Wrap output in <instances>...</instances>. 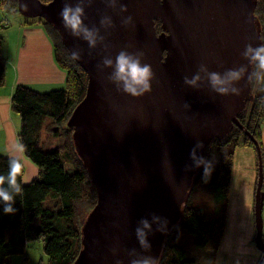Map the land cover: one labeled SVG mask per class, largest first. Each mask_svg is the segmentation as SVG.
Masks as SVG:
<instances>
[{
	"label": "water",
	"instance_id": "1",
	"mask_svg": "<svg viewBox=\"0 0 264 264\" xmlns=\"http://www.w3.org/2000/svg\"><path fill=\"white\" fill-rule=\"evenodd\" d=\"M65 2L84 7V26L98 30L94 47L83 32L75 36L64 26L60 11ZM257 5L258 0H115V6L112 0H18L16 12L51 24L70 54L78 53L75 61L88 75L86 96L67 126L98 199L82 226V248L73 264H131L145 256L161 261L201 169L191 158L192 149L202 141L197 156L205 158L214 139L226 138L235 127L244 130L239 118L255 97L247 74L232 85L242 88L240 96L221 95L200 66L222 77L240 65L254 70L242 52L248 43H263ZM129 15L133 23L125 26ZM105 17L111 25L101 23ZM122 50L145 53L141 63H150L155 73L151 93L133 97L123 92L122 82L111 79ZM106 58L112 66L103 63ZM196 74L201 76L198 87L184 83L185 76ZM252 140L258 157L254 243L262 255L258 264H264V165L261 148ZM143 219L152 225L145 230L148 250L136 236Z\"/></svg>",
	"mask_w": 264,
	"mask_h": 264
},
{
	"label": "trees",
	"instance_id": "2",
	"mask_svg": "<svg viewBox=\"0 0 264 264\" xmlns=\"http://www.w3.org/2000/svg\"><path fill=\"white\" fill-rule=\"evenodd\" d=\"M40 1L49 3L52 0ZM17 7L18 0H0V8L5 14L15 12ZM255 14L264 36V0H258ZM43 21L30 24L43 26L53 45L55 61L66 73V83L64 89L46 93L25 85H18L14 90L11 110L21 122L19 143L25 146L23 153L39 167V176L24 185L22 167L18 182H21L23 193L15 196L13 205L17 211L0 221V264H11L15 255H25L27 260L28 243L38 240L45 243L47 264H73L82 248L84 223L80 220L78 206L85 203L91 212L98 199L96 187L76 153L73 130L66 128L72 113L86 96L88 75L72 59L57 30ZM156 29L158 33L162 31L159 21ZM6 66V60L0 55V87L5 84ZM252 89L254 101L247 104L239 118L244 130L235 127L226 138L214 139L206 149L205 159L214 165V171L207 183L203 181V166L195 176L191 197L183 208V218L167 237L160 264H198L188 254L190 244L198 250L211 249L214 257L210 264H215V254L226 230L235 152L238 148L248 147L257 154L254 139L263 156L264 85L253 78ZM48 119L50 124L47 125ZM62 128L66 130L65 145L61 147L64 152L60 148L47 149L41 141L43 131L46 129L57 137ZM212 145L218 149L217 163L208 157ZM9 162L10 158L0 155V175L7 176ZM68 163L74 167L72 172L66 169ZM4 187L8 189L7 183ZM47 201L51 202L49 206H46ZM3 208L0 201V210ZM37 220L39 222L35 224ZM180 231L184 233L182 237Z\"/></svg>",
	"mask_w": 264,
	"mask_h": 264
},
{
	"label": "rangeland",
	"instance_id": "3",
	"mask_svg": "<svg viewBox=\"0 0 264 264\" xmlns=\"http://www.w3.org/2000/svg\"><path fill=\"white\" fill-rule=\"evenodd\" d=\"M18 8V7H17ZM1 14L4 16L2 20L6 19L9 22L8 28H0V55L8 61L13 59V55L16 56L18 52L19 46V34L21 26L24 22H44L42 19L39 18H26L22 16L19 12H13L9 14H5L0 8V17ZM0 19V21H2ZM10 76V75H9ZM6 78V86L0 87L1 97H0V155L4 157H8L10 159L15 158L22 162L23 165V183L24 185H29L34 179L39 176V167L29 159L23 151L17 150L16 145L19 143V133L21 122L19 117L11 110L9 107L8 111L6 109V101L7 98L11 101V96L9 97L8 91L10 92V85H11V78ZM258 82V81H257ZM259 83V82H258ZM264 85V82H262ZM8 96V97H5ZM13 96V95H12ZM50 124V120H47V125ZM66 127V126H65ZM52 127L49 128V130ZM68 129V127H66ZM65 128L59 129V133L57 137H54L53 133H50L46 129L42 133V143H44L47 149H56L60 148L61 151L65 145ZM262 146H263V165H264V136H262ZM248 147H241L237 154L235 152L233 163L239 162L240 168H245L248 162V158L246 155H242L241 151L248 150L252 151L255 156V162L258 164V157L256 152ZM240 151V152H239ZM64 152V151H62ZM208 157L215 163L219 160L218 149L216 145H212L208 151ZM66 169L70 172L74 170L73 165L66 164ZM237 172L235 180L239 183L237 184L236 188H233L232 184V193L230 200L228 199V210L227 211V224L226 230L221 242V245L216 252V260L218 259L217 264H229V259H232V263L236 260L237 257H245L239 258L238 260L244 262V264H255L250 259L249 249L256 248L254 242V237L256 233L252 234L251 242L247 241L248 233L247 225H246V216L245 210H251L250 217L253 223L254 217V193L251 187L250 190V180L245 176V174L241 171V169L236 168L235 172ZM243 177H242V175ZM233 175V171H232ZM232 180V178H231ZM231 190V185H230ZM256 193V191H255ZM247 198V199H246ZM51 204L50 201H47L46 206ZM80 220L84 223L88 214L90 213L88 205L82 203L78 206ZM232 210V211H230ZM229 214V216H228ZM8 217V214H5L4 211L0 210V221L4 218ZM228 217L229 220H228ZM263 225H264V207H263ZM39 220L36 221L35 224H38ZM229 222V223H228ZM255 223V217H254ZM254 227V224H253ZM254 231V228H253ZM256 232V228H255ZM180 236L182 237L184 233L180 231ZM263 237H264V227H263ZM45 243L42 240L32 241L29 242L26 249L27 260H25V255H15L12 257L11 264H47V256L44 252ZM255 247V248H254ZM257 250V249H256ZM239 251V252H238ZM251 251V252H253ZM238 252V253H237ZM260 252V251H259ZM188 254L191 259L196 260L199 264H210L212 263V259L214 257V253L211 249L206 250H198L192 247V244L189 246ZM218 256V258H217ZM260 253V258H261ZM259 258V260H260ZM258 260V262H259ZM258 262L256 264H258ZM243 264V263H239Z\"/></svg>",
	"mask_w": 264,
	"mask_h": 264
},
{
	"label": "clouds",
	"instance_id": "4",
	"mask_svg": "<svg viewBox=\"0 0 264 264\" xmlns=\"http://www.w3.org/2000/svg\"><path fill=\"white\" fill-rule=\"evenodd\" d=\"M112 6H115V0H112ZM27 7V6H25ZM123 12H128L127 5H121ZM85 16L84 7L78 3L75 7L65 2L60 11V17L66 28L71 29L72 34L79 36L81 32L84 34V38L88 40L91 46L96 45V38L98 30H89L84 26L83 17ZM104 25H111L112 21L110 17H105L102 21ZM124 25H130L133 23V17L127 16L124 21ZM102 40L103 37H100ZM261 41H264V36L260 37ZM145 56L144 52H137L131 54L127 51H121L116 57L115 72L111 79L119 84L123 83V92L130 94L133 97H142L152 91L151 81L155 78L153 67L150 63H141V58ZM242 56L254 64L255 69L249 72L247 65H240L236 68L229 69L224 76L216 72H208L206 66L201 65L200 71L206 72L211 81V85L214 91L221 95H229L230 93L236 96L242 94L241 87H234L233 82L241 81L247 74L248 80L255 78L258 82H264V43H261L259 47H253L251 43L245 45V50L242 52ZM78 53L72 54V59H79ZM103 63L107 66H112L113 61L111 59H105ZM201 80V76L196 74L192 78L188 76L184 77V83L192 87H198V82ZM17 150L23 151L24 145H16ZM204 144L202 141L197 142L196 146L192 149L190 155L197 168L203 166V181L205 183L211 178L214 171V165L206 160L204 157L197 156V149L203 148ZM170 166V164H169ZM22 162L18 159L12 158L9 162V171L7 176L0 175V201L3 202V211L5 214H15L17 209L13 206L15 203V196H20L23 193V187L21 182H18V177L21 175ZM190 168H186L185 171H190ZM5 183L8 185L9 191L4 187ZM153 220L160 222V217L153 216ZM142 227L136 229V236L140 246L148 250L151 245L148 242V232L151 231L152 225L147 219L141 220ZM167 221H164V227L160 228L159 231H166ZM135 250H133L134 252ZM115 264H123L121 260H116ZM131 264H160L159 259L152 256H145L139 259H133Z\"/></svg>",
	"mask_w": 264,
	"mask_h": 264
},
{
	"label": "crops",
	"instance_id": "5",
	"mask_svg": "<svg viewBox=\"0 0 264 264\" xmlns=\"http://www.w3.org/2000/svg\"><path fill=\"white\" fill-rule=\"evenodd\" d=\"M3 15L1 14L0 17L1 20L5 16ZM30 23L24 22L23 25L21 26L19 40H18L19 41L18 52L16 56L13 55V59L11 61H10L11 57L8 59V61H6L7 66L5 72V84L3 86L7 85L6 78L10 75L9 77L11 78V85H10V92L8 91L9 94L8 96L9 97L11 96V98L16 86L18 85H25L31 87L32 89L41 93L50 92L52 90L64 89L65 87L66 73L59 68V66L55 61L53 45L49 37L47 36L45 30L43 29V26L39 24L32 25ZM1 92L2 90H0V97H1ZM9 107H11V101L9 98H7L6 101L7 111ZM262 136H264V123L262 126ZM239 149L240 148H238V150ZM241 153L242 155L244 154L247 156L248 162L244 169L240 168L239 162L235 161V163H233V175H232L231 183L232 184L234 183L233 188L235 189L237 184L239 183L237 180H235L236 174L238 172V171L235 172V169L239 167V169H241V171L245 174V176L250 180V185H251L250 190L252 187L254 193V205H255V191L258 180V164L255 162V156L251 150L250 151L243 150L241 151ZM232 184H231L229 197H231V193H232ZM250 212L251 210H245L246 225H247L248 233L250 234V236H248L247 239L249 243L251 242L252 234L256 233L254 217L252 223ZM229 218L230 217H228V220ZM226 225L228 226L227 223ZM256 249L257 247L254 249V251L252 250V248L249 249L250 259L253 262H255V264L258 262L260 258V252L258 249L257 250ZM239 258H245V257H237L236 260H234L233 264H239V263L244 264V262L238 260ZM231 261L232 259L230 258L229 264L232 263ZM217 262L218 259L215 262V264H217Z\"/></svg>",
	"mask_w": 264,
	"mask_h": 264
},
{
	"label": "built area",
	"instance_id": "6",
	"mask_svg": "<svg viewBox=\"0 0 264 264\" xmlns=\"http://www.w3.org/2000/svg\"><path fill=\"white\" fill-rule=\"evenodd\" d=\"M8 26L9 22L6 19L0 21V28H7Z\"/></svg>",
	"mask_w": 264,
	"mask_h": 264
}]
</instances>
